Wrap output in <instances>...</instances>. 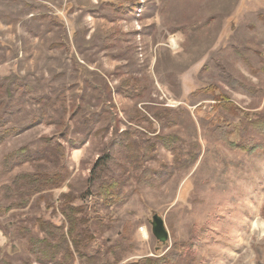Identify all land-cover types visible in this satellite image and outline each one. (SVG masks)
<instances>
[{"label": "rangeland", "instance_id": "1", "mask_svg": "<svg viewBox=\"0 0 264 264\" xmlns=\"http://www.w3.org/2000/svg\"><path fill=\"white\" fill-rule=\"evenodd\" d=\"M211 86L215 92L204 90ZM217 94L264 114V0H0V133L18 131L0 136V207L8 209L0 215V256L59 264V254L43 258L45 233L33 224L41 218L67 232L62 195L69 193L70 206L85 190L95 195L99 184L88 180L106 157L103 180H124L122 199L88 211L89 223L72 235L77 244L68 238L72 256L63 264L182 254L191 239L179 264H257L264 158L230 150L214 135L207 115ZM137 135H173L184 144L179 151L176 142L173 153L155 139L146 167L171 171L161 169L158 187L138 184L143 170L129 168L125 147ZM46 138L63 144L69 177L35 194L17 177L52 173V164L8 156L40 151ZM154 214L164 221L165 242L152 234Z\"/></svg>", "mask_w": 264, "mask_h": 264}, {"label": "trees", "instance_id": "2", "mask_svg": "<svg viewBox=\"0 0 264 264\" xmlns=\"http://www.w3.org/2000/svg\"><path fill=\"white\" fill-rule=\"evenodd\" d=\"M214 87H207L204 90L215 92L213 90ZM217 105L214 106L213 112L208 113V119L211 118V130L214 129V135L222 141V143L230 150L238 151L240 153H244L247 155L257 154L264 158V114L261 112L258 113H250L240 109L235 106L231 102H228L226 98L222 94L216 95ZM17 130L15 129H7L0 133V136H11L12 134H17ZM135 133L137 131H134ZM127 134V133H125ZM156 136L155 139H158V143H161L165 149L172 150L173 153L178 151L176 147V142L179 143L181 149L179 151H183L182 147L184 144L180 139L176 136L170 135L166 137H161L159 139ZM137 139H133L128 142L125 147L128 151L125 153V157L127 158V162L129 163V168L134 169H142V178L137 179L138 184L146 185L150 187H158L161 185V181L163 180L162 170L168 171L164 165L163 168L152 169L150 167H146V162L150 159L154 158V148L157 143H155V139H143L140 138L139 135L136 136ZM43 148L40 151H34V153L28 152L26 148L19 149L16 153L9 155L8 157H14L19 162H29L33 160L35 157L43 158L49 161L54 168L52 173L50 172H42L40 175L33 174H22L17 177V180L22 179L25 182L28 190H33V193H41L47 192L52 189H58L67 185L66 181L69 177V171L62 164V156L63 153V144L60 142H52L49 138L44 139ZM70 142V141H69ZM188 157H192L188 160L189 164L193 163L195 156L191 155L190 152L187 153ZM107 156V155H106ZM61 158V159H60ZM106 157L98 158L97 162L94 164L92 174L90 179L88 180L89 186L90 184L96 182L98 185V190L95 192V195L91 193V190H85L84 193L80 197L81 203L79 205L70 206L69 193L62 195V204H61V214L66 218L68 222L67 232H64V225H56L54 223L45 222L43 219L38 218L34 222V227L39 230L40 233H45L41 239H39L40 245L39 247L41 252H43V258H47L48 262L54 259L55 254H59L60 258L57 261L59 264L65 263L68 259H71L72 252L68 245V238H72V235L79 234L82 232V228L79 229L81 223L87 225L89 223L88 220V211L92 208H95L96 205L100 204L103 208H111L114 205H117L121 201L122 196V185L125 182L119 177H112L111 175L107 177V180H103V173L101 171L108 169L106 167L107 159ZM189 164L184 165L183 163H179L178 168L187 167ZM129 168L123 166L124 171L130 174ZM170 177L171 171H168ZM167 177V178H168ZM167 180V179H166ZM165 181V180H164ZM37 185L33 187L29 184ZM30 188V189H29ZM27 192V191H26ZM92 198L90 204L83 201V198L86 199ZM42 196V198H44ZM93 201V204H92ZM7 208L0 207V215L7 212ZM81 216V217H80ZM67 227V226H66ZM21 233H25L20 231ZM23 236V234H20ZM58 242L53 243V239H56ZM85 236V235H82ZM30 239H33V236H29ZM78 240H83L82 237ZM75 240V237L72 238ZM38 242V240H37ZM75 243L77 244L76 240ZM187 244V245H186ZM194 244V239H191L189 242H186V250L188 252L191 250L192 245ZM34 248V247H32ZM77 248V247H76ZM1 249V248H0ZM78 251V250H76ZM178 253L175 250L169 251L167 254H164L157 258L145 257L139 260H135L133 262L127 264H179V259L182 255L185 254ZM50 253V254H48ZM257 254V264H264V246L256 247ZM193 253L191 251V257H193ZM0 264H12L10 261L4 256H0ZM23 264H31L30 262H24Z\"/></svg>", "mask_w": 264, "mask_h": 264}, {"label": "water", "instance_id": "3", "mask_svg": "<svg viewBox=\"0 0 264 264\" xmlns=\"http://www.w3.org/2000/svg\"><path fill=\"white\" fill-rule=\"evenodd\" d=\"M151 230L154 237L160 241L165 242L168 240V232L165 228L163 219L157 215L154 214L151 218Z\"/></svg>", "mask_w": 264, "mask_h": 264}, {"label": "bare ground", "instance_id": "4", "mask_svg": "<svg viewBox=\"0 0 264 264\" xmlns=\"http://www.w3.org/2000/svg\"><path fill=\"white\" fill-rule=\"evenodd\" d=\"M256 226V225H255ZM141 232H144V235H146L147 231L145 228H141Z\"/></svg>", "mask_w": 264, "mask_h": 264}]
</instances>
